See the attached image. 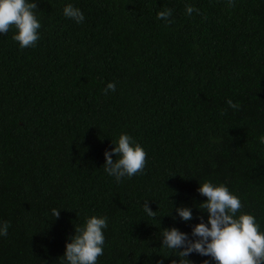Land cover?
<instances>
[{
    "label": "trees",
    "instance_id": "obj_1",
    "mask_svg": "<svg viewBox=\"0 0 264 264\" xmlns=\"http://www.w3.org/2000/svg\"><path fill=\"white\" fill-rule=\"evenodd\" d=\"M37 3L34 47L21 49L15 29L0 34V222L10 223L0 264H60L92 216L108 225L97 264H171L179 258L161 246L163 228L191 238L200 217L207 223L205 181L225 185L242 203L237 215L264 232V0ZM67 4L82 23L63 15ZM165 8L170 24L157 19ZM121 134L147 159L117 183L103 164Z\"/></svg>",
    "mask_w": 264,
    "mask_h": 264
},
{
    "label": "clouds",
    "instance_id": "obj_2",
    "mask_svg": "<svg viewBox=\"0 0 264 264\" xmlns=\"http://www.w3.org/2000/svg\"><path fill=\"white\" fill-rule=\"evenodd\" d=\"M228 5L235 7L234 0H228ZM36 10L37 0H0V34L15 29L12 39L19 43L21 49L34 47L40 38L38 30L41 28ZM185 12L191 16L194 12H199V9L186 5ZM63 15L77 24L85 19L81 10L72 4L63 8ZM171 15L172 10L165 8L157 13V19L170 24ZM115 90V83L110 82L103 94L107 95ZM226 103L232 109L239 108V104L231 99ZM261 143H264V137H261ZM113 156L116 158L113 159ZM104 158V171L119 183L122 178L143 172L147 153L130 136L121 134L114 147L104 152ZM197 191L206 197V201L199 204V209L207 213V223L200 217L201 222L191 229V238L175 227L163 228L161 246L174 251L179 258L172 260L171 264H192L187 259L192 253L211 257L216 264H264V232L260 231L253 215H237L242 208L240 199L230 193L225 185H214L210 181L199 184ZM142 207L147 216L156 217V211L149 208L148 201H144ZM175 211L183 221L193 218L188 207H176ZM51 215L53 219L59 218L60 210L53 208ZM107 226V217L86 218L82 226L74 228L70 242L65 244L60 264H97L98 257L103 255V230ZM9 227V222H0V236H6ZM203 264L208 262L204 261Z\"/></svg>",
    "mask_w": 264,
    "mask_h": 264
}]
</instances>
